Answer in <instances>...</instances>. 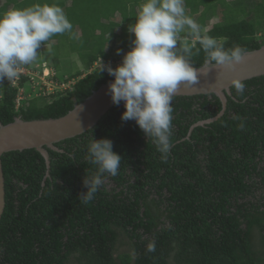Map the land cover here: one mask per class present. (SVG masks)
<instances>
[{
    "label": "trees",
    "instance_id": "obj_1",
    "mask_svg": "<svg viewBox=\"0 0 264 264\" xmlns=\"http://www.w3.org/2000/svg\"><path fill=\"white\" fill-rule=\"evenodd\" d=\"M144 2L0 0V14L37 3L61 7L72 31L44 42L49 48L38 50V62H50L57 84L80 77L69 89L18 106L17 93L29 78L20 75L17 85L5 79L0 124L62 117L113 79L94 64L120 65L134 39L127 29ZM184 8L201 34L223 40L225 49L239 45L248 52L264 44V0H184ZM179 37L178 47L185 38L193 45L192 66H203L205 53L187 28ZM72 60L81 70L61 79L63 64ZM243 83V96L233 86L225 93L221 117L193 130L218 116L219 98L173 97L166 163L135 121L121 120L123 102L92 129L56 143L60 152L46 149L49 168L35 149L3 154L0 264H264V76ZM92 139L110 140L121 164L85 205L83 179L97 171L85 159Z\"/></svg>",
    "mask_w": 264,
    "mask_h": 264
},
{
    "label": "clouds",
    "instance_id": "obj_2",
    "mask_svg": "<svg viewBox=\"0 0 264 264\" xmlns=\"http://www.w3.org/2000/svg\"><path fill=\"white\" fill-rule=\"evenodd\" d=\"M72 28L64 10L55 4L37 3L0 14V82L5 79L12 81L23 75L20 73L23 67L37 60L38 50L44 42L54 35L71 33ZM186 28L192 38L191 43L198 42L205 53V66L233 71L244 60L245 49L239 45L225 49L223 40L218 42L207 34L202 35L201 26L185 14L184 0H145L139 6L135 23L127 29L134 39L131 50L123 55L120 65L113 69L103 65L101 60L94 64V67L101 66L100 71H107L114 77L108 85V94L113 104L123 102L125 111L121 120L135 121L145 137L156 145L161 161L165 163L173 147V97L181 87L196 85L199 75H207L190 63L193 45L188 38L178 47L179 34ZM117 54H120L119 49ZM43 61L46 60L40 61L41 69L46 68ZM47 69L54 77L51 67ZM52 77L50 80L55 83ZM66 84L57 85L66 90ZM231 84L237 95L243 96V81L232 80ZM22 90L17 93L16 106L22 99ZM52 93L54 91L48 94ZM239 127L242 128L243 124ZM86 150L85 159L97 166V171L90 178L83 179L87 191L79 199L85 205L95 199L104 184L105 174L117 176L121 164V157L113 151L112 142L108 139H92ZM154 250V243L149 244L148 251Z\"/></svg>",
    "mask_w": 264,
    "mask_h": 264
},
{
    "label": "water",
    "instance_id": "obj_3",
    "mask_svg": "<svg viewBox=\"0 0 264 264\" xmlns=\"http://www.w3.org/2000/svg\"><path fill=\"white\" fill-rule=\"evenodd\" d=\"M207 75H199L193 87H181L175 96L216 95L225 106L224 92L230 94L232 80L247 81L264 76V44L257 50L245 52L244 60L235 70L213 68L211 65L198 67ZM114 78L102 84L84 101L76 104L66 115L53 119L24 121L17 117L13 122L0 124V219L5 207L4 176L1 164L3 154L12 151L35 149L44 158L49 168V155L46 149L60 152L55 144L79 136L92 129L115 104L108 94V85ZM221 113L210 120H216ZM199 122L194 126L202 125Z\"/></svg>",
    "mask_w": 264,
    "mask_h": 264
},
{
    "label": "rangeland",
    "instance_id": "obj_4",
    "mask_svg": "<svg viewBox=\"0 0 264 264\" xmlns=\"http://www.w3.org/2000/svg\"><path fill=\"white\" fill-rule=\"evenodd\" d=\"M222 4V3H221ZM134 8H131V10H137L138 6L137 5H133ZM130 7V6H129ZM209 17H206L205 21H207ZM217 21V19L215 18L213 20V22ZM207 23V22H206ZM205 23V24H206ZM212 25V24H211ZM210 25V26H211ZM53 41V38H50ZM49 48L48 45L46 46H42L41 50L47 49ZM38 58L40 59V53L38 54L37 60L34 61L33 63L26 65L23 67L22 71L20 72L21 74L25 75L26 77L29 78V82H27L23 87L22 90V94H21V100H32L34 98H39V97H48L50 96V94L52 91H63V88L60 87L59 85H57L56 83L51 82V77L52 74H50V70H48L47 68H50L49 65V61H43V64L45 65V70L44 68L41 69L40 68V61L38 62ZM43 60V59H41ZM100 65V62H99ZM81 70V66L79 64V61L77 60H72L70 63H64L63 64V71L58 73V76H60L61 79H65L68 78L71 74L75 73L76 71ZM54 75V74H53ZM19 77L15 78L14 80H12L13 85H16L17 83V79ZM77 78H75L74 80H69V83L65 85V89H69L70 87H72L73 83H75ZM54 80V79H52ZM55 81V80H54ZM62 89V90H61ZM119 251H126L125 248H120Z\"/></svg>",
    "mask_w": 264,
    "mask_h": 264
},
{
    "label": "flooded vegetation",
    "instance_id": "obj_5",
    "mask_svg": "<svg viewBox=\"0 0 264 264\" xmlns=\"http://www.w3.org/2000/svg\"><path fill=\"white\" fill-rule=\"evenodd\" d=\"M221 106H222V110L219 112V114L221 113V115L219 116V117H221L222 115H223V113L226 111V106H227V103H225V106L223 107V104L221 103ZM218 114V115H219ZM213 119V118H212ZM214 121V120H213ZM213 121H211V122H208L207 120H202L201 122H203V124L202 125H197V126H202V127H205V126H207V125H209L210 123H212ZM193 127V129H194V127H196V126H192ZM191 129V128H190ZM192 129V130H193ZM191 134V133H190ZM189 134V135H190ZM188 135V136H189Z\"/></svg>",
    "mask_w": 264,
    "mask_h": 264
}]
</instances>
